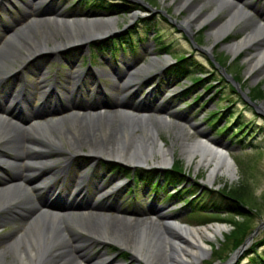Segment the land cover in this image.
I'll use <instances>...</instances> for the list:
<instances>
[{"label":"rangeland","instance_id":"1","mask_svg":"<svg viewBox=\"0 0 264 264\" xmlns=\"http://www.w3.org/2000/svg\"><path fill=\"white\" fill-rule=\"evenodd\" d=\"M181 1L183 0H132V3L135 2L144 7L135 8L128 12L101 14L98 9L89 8V6L82 7L81 3L76 5L77 0H0V45L10 34L15 33L21 42L26 41L27 36H33V27L26 28L24 31L21 29L36 18L82 17L93 19L95 29H100L104 25L110 27L108 32L91 37L83 45L75 44L57 53L43 51L44 53L32 56L22 64L20 69L19 63L13 62L11 64L12 71L19 70H17V75H11L4 80L0 89V104L12 106L10 97H13L23 87L20 97L21 107L15 109L16 103L14 102L13 108L18 114H13L21 118L27 117L26 123L41 121V123L45 122L43 125H46L57 120H79L83 114L91 113L96 116L99 115L100 119L98 120L108 124L113 120L110 118V114L114 111H116L115 114L120 112V108L114 104V101L124 99L125 106H127L124 109L133 112L134 114L131 113L132 116L137 117L138 115L148 126H158V138L162 140V144L171 147L174 143L171 160L162 165L152 164L151 160H148V163L141 162L131 165L105 156L91 159L85 152H81L74 158V161L70 162L64 176H61L58 171L52 175L50 181L54 186L47 192L41 190L34 194V191H30L27 186L21 183L18 186L6 188L5 190H9L8 193L13 198L18 192L17 190L20 189L23 190L22 192L27 191L31 195H35L34 201L54 208H58L62 202L63 204L73 202L88 204L90 202L91 205L81 209L67 206V209L62 213L68 216L71 227H78L76 225L80 222L78 217L83 214L89 218L85 222L90 220L98 223L92 230L94 235L100 231L110 233L107 234L104 245L102 242H92V239L86 238L87 235L81 233H67L65 235L66 246L59 250L60 253L57 252V255L49 257L43 264H80V257H97L101 253L102 257L104 255L109 258L114 257V261L121 264H162L163 259L160 261L157 257H154L153 261L150 259L138 261L132 259L130 245L134 243L135 236L130 234L126 237L123 233L120 234L115 229H110L109 219L115 215L125 216V218L120 219L129 224L133 223L136 217H149L158 220L156 214L151 210L152 208H160L184 224L204 225L217 222L224 225L223 233L221 232L213 239L206 240L210 249L209 253L197 264H252L251 259L255 255L254 249L263 251L264 244L254 248L253 242L262 239L260 233L264 230V195H262L264 194V65L251 67L249 57L254 52L253 48L245 46L234 52L228 49L227 45L245 35L249 29L246 25L249 20H254L258 26L261 25V30L264 32V16L257 12L254 7L242 6L240 0L237 2V7L243 11L238 16L237 22L221 40L215 42L213 36L210 35L211 27L228 18L227 2L230 0H208L210 2L207 1L206 6L203 7H195L201 3V0H192L190 7H184L186 9L177 6ZM251 1L257 8L264 9L263 0ZM189 9H197L201 12L192 24L187 26L184 20L191 17ZM209 11H215L214 18L204 16ZM106 17L111 18L112 21L108 24L99 21ZM143 19L149 20L151 26L148 31L141 34L142 36L136 40L133 47L122 42L117 46L124 47L123 50L100 52V55L94 58L92 65L87 64V56L92 50V42L124 34ZM56 21L59 20L56 19ZM51 24L56 23L42 22L41 24L35 23L33 26L40 25L46 28L50 27ZM37 30L38 27L35 28V32ZM154 30L158 32L159 41L164 44L163 49L158 48L155 39L151 37ZM43 48L51 49L52 47L49 43ZM178 54L186 55L189 62L195 61L196 63L189 67V70L192 74L200 75L204 80L190 86L189 76H182L178 81L172 82V85L164 89L165 85H162L163 71L174 61L172 56ZM126 67H129L131 72L147 71V75L139 77V82L136 84L138 87L135 85L134 89L132 86L122 87L125 76L122 78L116 75L118 72L120 74L122 69ZM75 69L82 70L83 77L81 79L75 80L69 76ZM235 76L238 80L233 79ZM42 79L44 81H41ZM208 82H211L212 85L204 88V84ZM44 84L46 86H43ZM33 85L35 89H32ZM255 85H258L263 96H256V100H250L247 93L248 91L251 92ZM65 95L69 98H66ZM195 95L198 97L196 98ZM70 96L72 97L71 101ZM240 96L249 101L250 105L243 106L240 103ZM224 103L229 104V109L233 107L236 109L229 120L238 115L242 121H246V126L242 132L234 137L236 138L244 131L241 142L229 140L221 134H215L211 125L205 123L203 116L206 112ZM31 105L32 109L41 112L39 116H34V112L26 109L27 106ZM132 106L136 107L135 111L129 108ZM163 106H168V108H159ZM71 108L79 111V114H70ZM252 108L257 114L252 115ZM2 115L4 116L0 117V124L8 125L10 121H13L12 123L20 122L15 117L12 118V115L6 113ZM222 122H224L222 118L218 120V124ZM137 123L139 121L136 120V126H139ZM197 137H204L214 146L228 152L235 166L232 176L229 177L219 172L216 173L214 181L208 182L210 167L203 164L196 166L198 156L190 160L187 159L186 145ZM31 145L36 147L34 144ZM27 146L29 143L22 144L21 147L25 150ZM250 146L261 149L252 153ZM54 147L47 144L45 148H42L43 151L51 152V159L56 158L54 155H57L52 153L55 150ZM9 148L10 145L6 142L0 144V158L6 153H12ZM66 148L62 145L61 153H66ZM30 150L33 151L34 149ZM62 156L63 154L57 155L55 161ZM176 160L186 176L183 184L195 182L199 186L192 198L198 196L204 185L219 188L224 184H235L243 176L249 180L254 194L259 196L258 200L261 205L259 213L251 216L250 233L242 240L240 248L237 249L236 247L235 250L228 251L222 260L215 257V254H220V252L215 253L213 250L224 241V234L232 227L227 222V215L223 211H220L218 215H199L184 204L182 199L175 203V207H179L172 210L173 198L162 199L159 196L160 190L157 194L150 193L144 183L133 186L132 181H128L113 190V187L109 185L112 174L102 166L103 162L111 161L129 168L141 166L146 169L155 168L161 171L170 167ZM55 164L56 170L64 167V165L62 166L63 163H59V160ZM11 166L9 172L12 177L24 172L20 166V168ZM81 174L82 178L79 179ZM11 176L0 172V178ZM96 182H100L103 190L106 191L103 198L99 196V192L95 191L94 184ZM129 186L132 189H127ZM195 186L197 187V185ZM66 187L70 188V192ZM12 190L13 192H11ZM94 203H110V206L109 208H95ZM16 207L9 205L0 211V253L5 251L4 255H0L2 264H10L11 253L8 252L9 246L7 247V244L19 236L20 227L25 226L24 222L28 215L27 205L22 210ZM95 213H99V217L94 216ZM103 260V258L100 259L99 264H103Z\"/></svg>","mask_w":264,"mask_h":264},{"label":"bare ground","instance_id":"2","mask_svg":"<svg viewBox=\"0 0 264 264\" xmlns=\"http://www.w3.org/2000/svg\"><path fill=\"white\" fill-rule=\"evenodd\" d=\"M191 1L183 0L177 6L179 8L190 7ZM207 1L201 0V3L195 7L206 6ZM237 2H240V0H230L227 2L228 18L211 27L210 35L213 36L215 42L221 40L228 33L237 22L238 16L241 15L243 10L237 7ZM241 3L242 6L248 8L254 7L257 12L264 16V9L257 8L251 0H241ZM28 7H31V5H28ZM189 11L191 17L184 20L187 26L192 24L201 12L197 9H189ZM214 12H206L204 16L214 18ZM56 19L59 21H56ZM99 21L103 24H108L112 19L106 17ZM32 22L34 24L54 22L56 24H51L50 27L46 28L38 25L36 26L38 30L35 32L36 27L33 26L34 24H31ZM246 25L249 29L245 32V35L241 39L228 44V49L236 52L242 47H251L254 49V52L249 57L251 67H255L256 65L262 66L264 65V32L261 30L262 26L260 24L261 27L258 26V23L254 22V20H249ZM29 27L34 28V35L27 36L26 41L21 42L14 33L10 34L8 38H5L0 45V89L2 84H4V80L11 75H15L17 70L30 57L44 52L57 53L75 44L83 45L91 37L106 33L110 30L108 25H104L100 29H95L93 19L82 17L36 18L27 24L25 28L21 29V31H24L26 28L29 29ZM49 43L52 47L51 49L43 48L48 46ZM16 61L19 63V69L12 71L11 64ZM129 70L130 68L126 67L122 69L120 74L118 72L116 75L122 78L125 76L122 87L132 86L134 89L137 82H139V77L147 75V71L131 72ZM82 74V70L75 69L69 76L78 80L83 77ZM41 81H44V79ZM43 86H46V84ZM136 87L138 86L136 85ZM22 88L13 97H10L12 100L11 104L21 102ZM32 89H35L34 85ZM70 95L72 96V94ZM71 96L70 101L72 99ZM114 104L120 108V112L115 114L116 111H114L110 114V118H113V120L108 124H105L102 120H98L100 119L99 115L85 113L79 120H57L46 125H43L45 122L41 123V121L26 123L27 117L21 118L13 114L17 113L13 105L9 107V105L4 106L0 104V117H3L5 114H2L6 113L12 115L18 121L20 120L19 123H12L13 121H10L8 125L5 123L0 124V144L6 142V144L10 145L9 150L12 151L11 154H4V157L0 158V162H12L11 165L13 168L21 167L24 171L20 174L22 176L12 177L11 173H6V175H10L11 177L0 178V211L9 205H14V207L18 205V209L21 210L27 205L28 211L27 218L24 222L25 226L20 227L21 232L19 236L7 244V247L9 246L8 252L11 253L10 264L46 263L49 257L57 255V252L66 246L65 235L67 233H81L87 235L86 238L92 239V242H102L103 245L106 243L107 234L110 233L108 231H100V233L94 235L92 230L98 223L90 220L85 222L89 218L83 214L78 217L80 219V222L76 223L78 227H71L68 216L62 213L67 209V206L81 209L88 207L87 205H91L90 202L88 204H81L82 202L63 204L62 202V204L58 205V208H54L50 205L38 203L36 200L34 201L35 195H31L27 191L22 192L23 190L20 189L17 190L18 192L15 193V197L13 198L8 193L9 190H5L6 188L18 186L21 183L27 186L30 191H34V194L36 192L39 193L41 190L47 192L54 186L50 181L52 175L58 171V173H61V176H64L70 162L74 161V158L81 152H85L91 159L105 156L131 165L141 162L148 163V160H151L152 164L162 165L171 160L174 143H172L171 147H166L162 144V140L158 138V126H148L138 115L137 117L132 116L134 114L133 112L124 109L127 108L124 99L114 101ZM129 108L133 111L136 109L134 106ZM159 108L167 109L168 106ZM40 114L41 112L39 111L33 113L34 116H39ZM136 120L139 121L137 123L139 126H136ZM26 143H29V146L23 150L21 146ZM31 144H34L36 147H33ZM47 144L55 146V150L52 153L57 155L63 154L57 160H59V163H63L62 166L64 165V167L58 170L55 169L57 155H54L56 158H53V160L50 158L52 155L51 152L47 150L43 151L42 149ZM62 145L67 147L66 153H61L62 149L60 148ZM30 149L34 150L31 151ZM27 150H30V153ZM185 152L188 160L198 156L196 166L203 164L210 167L208 182L214 181L216 173L219 172L229 177L234 174V162L228 152L214 146L204 137H197L188 142ZM2 169L0 165V170ZM43 176H46V178H43ZM80 178H82V174ZM94 188L96 192H99V196L103 198L106 191L103 190L102 184L96 182ZM93 206L95 208H109L110 203H94ZM151 210L156 214V218L159 221L149 217H136L133 223L129 224L127 221L125 222L120 219L125 218V216L121 215H115L109 219L111 230L115 229L118 233H123L126 237L130 234L135 236V241L130 245V248L132 251L131 258L137 261L141 259H150L153 261L154 257H157L160 261L163 259L162 264L164 262L165 264H197L209 253L210 249L206 240L215 238L216 235L221 232L223 233L225 230L224 225L221 223L214 222L204 225H189L175 220L170 213H166L160 208H152ZM98 214L95 213L94 216L99 217ZM4 253L5 251L0 253V255H4ZM80 258V264H99L102 258L104 259L103 264H121L114 261V257L109 258L105 255L102 257V253L97 257L87 258L86 256Z\"/></svg>","mask_w":264,"mask_h":264},{"label":"trees","instance_id":"3","mask_svg":"<svg viewBox=\"0 0 264 264\" xmlns=\"http://www.w3.org/2000/svg\"><path fill=\"white\" fill-rule=\"evenodd\" d=\"M79 3L83 4L82 7L89 6V8L98 9L100 13L128 12L135 8L141 9L144 7L138 5V3H132L130 0H77L76 4L78 5ZM150 26L151 22L143 19L140 20V23L138 22L135 27L133 26L132 29H129L124 34L115 35L102 41L98 40L92 42L89 63H93V59L98 54V51L104 49L115 51L119 48L117 45L122 42H126L128 46L133 47L135 40L141 37V34L148 31ZM151 37L155 39L158 48H164V44L158 39V32L155 30L152 31ZM172 58L174 61L164 70L171 80H179L182 76H189L190 86L201 83L202 80H204L200 75L192 74L189 70V67L194 66L196 63L195 61H187L186 55L183 54L174 55ZM217 62L219 61L217 60ZM211 63L213 64L212 61ZM233 79H237L236 76L235 78L233 77ZM210 85H212V83L208 82L204 84L203 87L208 88ZM247 95L250 100H256V96H263L262 91L258 89V85H255L251 92L248 91ZM195 97L197 98L198 95H195ZM239 99L243 106L250 105V102L246 101L242 96H240ZM228 105L229 104L224 103L218 105L215 109L208 110L203 116L205 123L206 125H211L215 134H221V136H225V138H229V140L233 139V141L241 142L244 131L241 135L236 138L234 137L242 132L244 126H246V121H242L238 115H235V117L229 120L230 116L236 111V109L234 107L229 109ZM252 109V115L257 114L255 109ZM221 118L224 122L218 124V120ZM260 149L261 148L255 146H250L252 153L259 151ZM104 166L113 172L126 174L127 179H131L135 185L141 183L140 181H144L145 184L149 185L153 190H157L158 187L162 189L170 187L166 192L167 197H182L184 203L190 207L192 211L199 213V215H218L220 211H223L227 215V222L232 227L224 234V241L213 250L215 253L220 252V254H215V257L220 258L221 260L228 251L236 249L245 236L250 233L251 216L259 213L258 211L261 205V202L258 200L259 196L254 194L251 184L245 176L237 180L235 184H224L219 188L204 185L198 196L192 198V196L198 191L199 186L195 182L193 184H183L186 176L177 160L170 167L164 168L161 171L156 170L155 168L146 169L140 166L131 169L116 162L105 163ZM160 184L161 187L159 186ZM194 184L197 185V187ZM178 187L180 189H176ZM260 235V238L262 239L253 242L254 248L257 245L264 244V230H262ZM254 250L255 255L251 259L252 264H264V249L262 252L257 251L256 248Z\"/></svg>","mask_w":264,"mask_h":264},{"label":"water","instance_id":"4","mask_svg":"<svg viewBox=\"0 0 264 264\" xmlns=\"http://www.w3.org/2000/svg\"><path fill=\"white\" fill-rule=\"evenodd\" d=\"M259 107H260V106H259ZM244 241H245V240H244ZM243 243H244V242H243ZM241 245H242V244H241ZM241 245H239V246L237 247V249L240 248Z\"/></svg>","mask_w":264,"mask_h":264}]
</instances>
